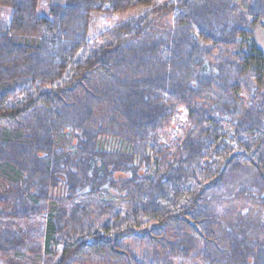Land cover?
<instances>
[{"label":"trees","instance_id":"16d2710c","mask_svg":"<svg viewBox=\"0 0 264 264\" xmlns=\"http://www.w3.org/2000/svg\"><path fill=\"white\" fill-rule=\"evenodd\" d=\"M38 3L0 0V252L264 264V223L219 207L264 212V0ZM137 8L89 39L92 12ZM36 212L40 241L16 224Z\"/></svg>","mask_w":264,"mask_h":264},{"label":"rangeland","instance_id":"374dc122","mask_svg":"<svg viewBox=\"0 0 264 264\" xmlns=\"http://www.w3.org/2000/svg\"><path fill=\"white\" fill-rule=\"evenodd\" d=\"M64 0H39L37 12L40 15H48L49 7L52 3L60 2L62 3ZM156 3L152 4L149 9H154ZM159 6V5H158ZM157 6V7H158ZM144 8H137L135 10L129 11L124 14H117V15H106L99 12H92L90 14V24H89V32L88 37L89 39L94 38L98 35L101 31L107 29L108 27L120 23L132 16L140 14ZM9 17H10V9L6 7L0 6V27H7L9 24ZM257 37L261 44H264V40L262 34L257 32ZM182 114V111L180 112ZM183 116L180 115L176 117L177 123L183 121ZM231 188H225L224 191L221 193L219 207H232L235 206L238 209H241L245 213H249L251 216H257L256 218L264 223V212L259 209L257 204H255L250 197L234 191L231 193ZM218 202H215V204ZM254 210L256 212H254ZM44 212V209L41 210ZM46 213V212H45ZM45 213H35L31 216L30 219L26 221L20 220L17 221L16 224H20L23 227H27L31 237L34 240H42L43 233H44V223H45ZM21 258L19 257H12V255H7L5 253L0 252V264H25L22 262ZM187 264H191L188 262Z\"/></svg>","mask_w":264,"mask_h":264}]
</instances>
